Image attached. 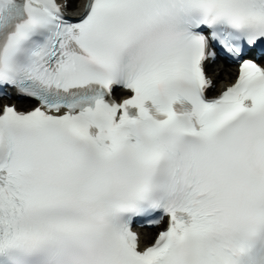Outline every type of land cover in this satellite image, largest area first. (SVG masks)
I'll return each instance as SVG.
<instances>
[{
	"label": "snow or ice",
	"instance_id": "obj_1",
	"mask_svg": "<svg viewBox=\"0 0 264 264\" xmlns=\"http://www.w3.org/2000/svg\"><path fill=\"white\" fill-rule=\"evenodd\" d=\"M249 54L264 0H0V264H264Z\"/></svg>",
	"mask_w": 264,
	"mask_h": 264
},
{
	"label": "bare ground",
	"instance_id": "obj_2",
	"mask_svg": "<svg viewBox=\"0 0 264 264\" xmlns=\"http://www.w3.org/2000/svg\"><path fill=\"white\" fill-rule=\"evenodd\" d=\"M208 71L211 74V76L214 78V82L216 84L217 93L221 91L226 85L231 84V82L234 80L236 76V69L233 66H226L224 69L217 70L214 66L210 65L208 67ZM5 102L12 103V100H6L4 99L2 101V104ZM18 103L19 107H22V103ZM32 104V103H31ZM158 229H148L144 228L141 229V233H149L152 237H155L156 232Z\"/></svg>",
	"mask_w": 264,
	"mask_h": 264
},
{
	"label": "rangeland",
	"instance_id": "obj_3",
	"mask_svg": "<svg viewBox=\"0 0 264 264\" xmlns=\"http://www.w3.org/2000/svg\"><path fill=\"white\" fill-rule=\"evenodd\" d=\"M31 105H33V104H30V105H28V106H31Z\"/></svg>",
	"mask_w": 264,
	"mask_h": 264
}]
</instances>
